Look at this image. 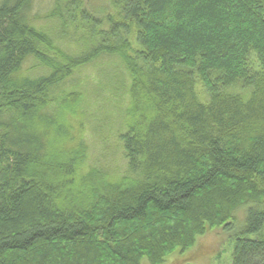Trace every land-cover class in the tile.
<instances>
[{"label":"trees","instance_id":"trees-1","mask_svg":"<svg viewBox=\"0 0 264 264\" xmlns=\"http://www.w3.org/2000/svg\"><path fill=\"white\" fill-rule=\"evenodd\" d=\"M55 1L81 56L0 0V264H163L241 208L231 264H264V0ZM30 58L49 73L19 78ZM105 58L131 81L115 180L70 146L83 95L55 94Z\"/></svg>","mask_w":264,"mask_h":264},{"label":"rangeland","instance_id":"rangeland-1","mask_svg":"<svg viewBox=\"0 0 264 264\" xmlns=\"http://www.w3.org/2000/svg\"><path fill=\"white\" fill-rule=\"evenodd\" d=\"M85 1L88 5H93L96 11L107 6L103 0ZM57 4L55 0H35L34 25L52 36L59 49L69 55L81 56V52L86 53L85 43L74 30H65L64 21L67 20V15L64 4ZM57 7L63 12L55 16L53 12ZM114 62L105 58L77 71L55 92L56 97L73 92L83 95L77 117L60 113L71 124L70 134L73 141L70 146L85 144L89 152L83 168L86 171L88 168L110 171L113 180L128 174L118 131L122 128L123 110L129 103L125 93L131 85L125 71ZM47 73L49 70L46 67L30 58L19 78H37ZM236 217L233 227L209 232L197 240L194 248L172 254L163 264H231L236 239L244 228L245 209L238 210ZM143 264L150 263L144 260Z\"/></svg>","mask_w":264,"mask_h":264}]
</instances>
